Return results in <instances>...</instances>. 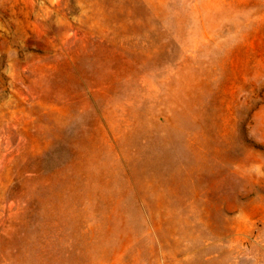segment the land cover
I'll return each mask as SVG.
<instances>
[{
	"label": "rangeland",
	"instance_id": "1",
	"mask_svg": "<svg viewBox=\"0 0 264 264\" xmlns=\"http://www.w3.org/2000/svg\"><path fill=\"white\" fill-rule=\"evenodd\" d=\"M0 264H264V0H0Z\"/></svg>",
	"mask_w": 264,
	"mask_h": 264
},
{
	"label": "trees",
	"instance_id": "2",
	"mask_svg": "<svg viewBox=\"0 0 264 264\" xmlns=\"http://www.w3.org/2000/svg\"><path fill=\"white\" fill-rule=\"evenodd\" d=\"M121 252H122V250H119V251H118V253H121Z\"/></svg>",
	"mask_w": 264,
	"mask_h": 264
}]
</instances>
